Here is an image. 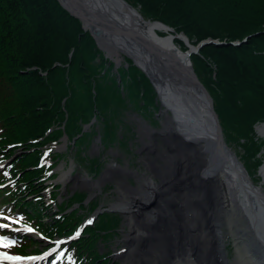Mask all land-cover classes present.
<instances>
[{
	"label": "trees",
	"instance_id": "16d2710c",
	"mask_svg": "<svg viewBox=\"0 0 264 264\" xmlns=\"http://www.w3.org/2000/svg\"><path fill=\"white\" fill-rule=\"evenodd\" d=\"M125 1L143 19L181 31L192 45L205 38L224 41L191 53V66L211 96L225 141L242 150L250 179L253 174L260 178L256 171L264 161V135L258 136L254 126L264 122V0ZM243 38L238 45L229 43ZM175 42L185 50L181 41ZM125 61L127 66L114 68L57 0H0V162L20 151L0 169V182H7L0 188V208H5L0 210L48 240L70 234L90 212L70 208L84 193L58 201L56 186L43 183L55 176L49 171L61 158L50 145L62 134L76 145L88 141L94 130L82 133V127L92 117L109 141L120 111L129 107L150 116L158 107L147 77L130 59ZM83 158L89 157L85 153ZM89 159L91 171L100 168L98 156ZM117 223L115 215L102 213L75 241L63 245L57 264H118L99 253L95 240L96 235L103 240L113 235ZM24 236L9 233L0 242L17 253L38 251L32 237Z\"/></svg>",
	"mask_w": 264,
	"mask_h": 264
},
{
	"label": "bare ground",
	"instance_id": "6f19581e",
	"mask_svg": "<svg viewBox=\"0 0 264 264\" xmlns=\"http://www.w3.org/2000/svg\"><path fill=\"white\" fill-rule=\"evenodd\" d=\"M77 2L80 4L78 9L72 6L71 8L75 13H80L86 18L82 23L84 27L91 29L98 46L103 47L109 57L116 62H119L120 54L114 49H118L124 55L130 56L135 60L136 64L150 77L155 85L158 98L161 100L162 106H164L162 113H166L169 110L173 115V117L171 115L170 117L164 116L161 120L162 128L158 130L160 132L150 129L143 122L139 125V137L151 136V139L144 142V144H150L153 148L158 149L156 153L158 157H156V160H163V164L161 165L154 163L153 175L150 178H137L135 182L136 186H131L126 179H122L120 176V172L122 175L125 174L121 168H112L110 166L93 183L88 182V179L80 175L70 179L77 186L81 185L89 189L91 184L102 185L107 176L111 179L118 178L119 181H116L118 196L109 205V208L118 209L126 218L124 224L126 227H129V232L125 235V238L132 237V239L122 249L124 250L122 254L125 260L127 262L131 260L129 264H137V259L144 261L143 264H148L146 258L150 253H154V257H157L158 261L155 264H159L160 260H164V254L166 255V248L168 247V249H172V252L168 255L170 258L172 255L174 256L173 259H170V261L173 260V264H176L175 259L179 261L183 257H191L199 264H237L235 259V263L227 262L223 250V229L221 227L223 217H220V213L225 212L226 207H231L236 210V216L238 218L236 217L237 222L233 233L232 230L230 231L232 233L230 237L233 240H237L239 234L240 236H245L248 246L246 244L242 250L248 261L251 264H264V191L262 190L264 184V166L260 168V177L263 180V184L254 186L245 177V172L237 165L231 153L223 154L219 151V148L216 152L217 147L213 144L214 140L208 137L209 134L215 135L216 129L205 105L197 99L196 90H190V87L195 88V86L192 82L193 80H190L191 74L186 72L188 63L185 55L173 50L167 36L157 37L156 35V31L163 30L167 32V29L159 23L138 19L133 16L129 8L118 5L115 0H77ZM130 24L137 28L143 40L148 43L146 54L137 45L115 37L121 31L128 29ZM151 55H153L152 58ZM182 65H184V68H182ZM181 71L186 73L184 77ZM173 128L175 130L178 128V131L179 129L184 130L189 135H192V143H194L195 150L189 155V159L194 158L195 151L198 156H201L199 165L202 164L207 167H205V171L203 170L201 172L203 176H200L197 173L198 171L193 173L190 168L188 170L189 173L184 170L182 162L186 163L183 159H185V153L188 154L191 148H186L187 146L179 141L175 143V140L169 134L174 133ZM155 133L163 140L162 144L165 145L163 147L164 149H160L162 144L158 145L155 142ZM166 134L170 136V139H173V141L168 142V145L164 141V137L167 136ZM172 146L177 148L178 154L171 153L173 151ZM33 149L36 150L37 148L33 147ZM169 152L171 155H169ZM18 155H20V151L16 152L15 157H11L6 162V165ZM214 156H216L215 160L213 159ZM173 165L178 167L174 168L172 167ZM4 166H0V169ZM115 169L120 172H112ZM207 172H210L209 176H207ZM68 174L64 176H68ZM174 176L178 179H173ZM201 177L205 180H202ZM129 178H133V176H129ZM156 179H160L161 181L158 188L146 185L147 182L151 184ZM169 181L171 183L176 182L181 186V190L175 192L178 196L176 200L178 203L177 209L168 210L158 205L155 208L153 207L143 212L139 205L151 199L153 196H157V191H163L164 195L168 194L165 189L170 191L167 187V182ZM6 185L7 182H0L1 189ZM187 200H197L198 206L187 207ZM201 202H204V209L200 208ZM185 207H187L186 210L184 209ZM1 208L5 209L4 207ZM135 210L136 213L133 212ZM177 211L181 212L182 215L177 232L181 234V237L182 235L185 237L183 246H181L180 241H176L174 244L170 240L173 232L176 233L174 229L176 228L175 225L178 224L175 222ZM132 214L137 216L138 220L135 221ZM41 216H45V214H41ZM78 217L76 214V218ZM163 217L167 220L174 221L173 224L166 225L163 228H155L152 231L150 222L155 219L162 221ZM168 226L171 227V230ZM134 227L143 230L145 233L152 232L159 234L161 241L158 239L154 248L148 246L142 248L139 240L133 238L140 236L136 234ZM9 233L13 235L18 234L16 231H10ZM21 234L23 233L21 232ZM42 235L41 240L43 239L45 241L43 237L48 239L44 233ZM28 237L30 236L26 235L22 238L28 239ZM32 239L35 241V245L39 247L38 240L33 237ZM51 257V255L39 259L29 257L25 264H57L59 257L55 258V262L50 261Z\"/></svg>",
	"mask_w": 264,
	"mask_h": 264
},
{
	"label": "rangeland",
	"instance_id": "374dc122",
	"mask_svg": "<svg viewBox=\"0 0 264 264\" xmlns=\"http://www.w3.org/2000/svg\"><path fill=\"white\" fill-rule=\"evenodd\" d=\"M135 9L137 10V8H135ZM76 18L79 20L78 17H76ZM144 20H147V19H144ZM158 33H162V34H158ZM170 33H173V30L169 31V32H165L162 30L160 32L156 31L157 37H166V35H169ZM177 33H181L180 38L183 37L182 40L178 39L179 41L182 42L183 46H185L186 43L190 44L187 37L181 31H179ZM90 36L93 38V36L91 34H90ZM93 40H94V38H93ZM175 40H177V38H172L171 43L174 47H176L178 49L179 45L175 42ZM95 45H96V43H95ZM96 47L99 49V51L102 53L103 56L105 55V57L107 59L112 61L114 68H116L120 65L127 66V63L125 61V57H127V55H124L118 49H114V50H117L118 53L120 54V60H119V62H116L109 57L108 53L105 51V49L103 47L100 46L101 47L100 48L97 45H96ZM180 50H182V49H180ZM128 57H130V56H128ZM133 61L135 62V60H133ZM189 62H190V64H192L190 58H189ZM191 68H192V66H191ZM149 83H150L152 90H153V93H154L152 103L154 105H155V103L158 105L157 109H154V111L151 112L150 116H148V114L145 110H141V109H139L137 111V110H133L132 108L127 107V109L124 110L123 112L120 111L119 120L116 122L119 126L114 129L115 132H113V135H111L109 138H107V139H110L109 141H107L105 138H102L101 129L99 131V128H98V126H100L101 128H102V126H101V124L98 125L97 123H95V121L93 122V119L95 117H92L90 122L87 123L84 126V128L82 129V133L91 132L92 130H94V132H92L90 134L88 141H83L81 144L76 145L75 139L72 138L69 140L64 134H62L58 138L59 140L57 141V145L55 146V150H54L55 152H58L59 154L61 153V158L59 159L57 164L52 168L53 173H55V177H48L46 180L43 181V183H45L48 186V188H51V186H53V185L56 186L53 188H56L55 190L58 191L57 198L59 199V201L63 198H65L67 200L69 198V196L72 194L74 195V196L72 195L73 197H77L78 193L79 194L84 193V197L81 201L77 200L76 202H74L70 205V208H73L82 214L85 213L86 210H88L90 208V210H89L90 212L87 214V216L83 220L79 221V223H78L79 226L83 222L95 221V223H96L98 217L102 213H108V214H112V215L116 216V218L118 219V223H117L116 228L113 229L114 230L113 235H110L105 240H103V237H101L100 235L97 236L95 233V235H96L95 240H96L97 245H98L99 253H104V254L107 253L108 257L110 259H112L113 262H116L118 264H124V263L129 264V263H131V260L128 262L125 260L124 255L122 254V253H124V250H122V249H124L126 247L125 244L130 243V240L132 239V237H129L127 239L125 238V235L129 232V227H126V225L124 224L126 218L122 215V213H120L118 211V209H112V208L110 209L109 208V205L111 203H113L117 199V196H118V191H117L118 186H117V182H116V181H119L118 178L115 177V178L111 179L109 176H107V177H105L106 180L102 183V185L91 184L89 186V189L84 188L81 185L77 186L73 181H70V179L72 177L80 175V176L88 179V182L93 183L94 181H97L100 178L102 172L106 168H108L110 166L112 168H115L112 166V162H116V167L121 168L122 172L125 174L127 173V174L122 175V173L120 171H117V169L113 170L112 172H115V171H116V173L120 172V174H121L120 176L122 177V179H126L127 182L129 183V185L136 186L135 182H136L137 178H140V177L150 178V176L153 175L152 171H153V168L155 167V164H159V165L163 164V160H161V159L156 160V157H158L156 155V153L158 152V149L153 148V146H151L150 144H144V142H147L148 140L151 139V136H149V137L146 136V137H142V138L139 137L140 136V134H139L140 123L143 122L146 125H148V127L150 129L153 128L152 130L158 131L162 128L161 120L164 118V116L170 117L169 112L162 113L163 107L161 106L162 105V103L160 102L161 100L158 98V95L156 94V90L154 89L151 82H149ZM140 94H141V91L138 93V95L140 96ZM158 103H161V105H159ZM160 111H162V112H160ZM124 125L126 127H124ZM220 129H221V127H220ZM151 131H149V132H151ZM254 131L256 132V130H254ZM158 132H160V131H158ZM221 133H222V136H223V139H224L226 146H228L230 151L235 155L237 160H239L242 164V161L240 159V152H242V150L239 148L238 145L231 144V142H229L227 140L225 141V137H224L222 129H221ZM169 134L171 136V133H169ZM257 135L260 137L263 136L264 135V129L261 131L260 134H257ZM152 136H154V135H152ZM170 136L167 135L164 137V141L167 145H168V142L173 141V139H170ZM154 140L158 145L162 144V141H163L156 133L154 136ZM172 143H174V142H172ZM163 147H165V145L162 144L160 149H164ZM172 150L173 151H171V153L174 152L173 154H178V150L176 147L172 146ZM16 151H18V149H16ZM181 151H183V150H181ZM85 153L87 154V157H89V158L98 156L101 160L100 168H98L97 170L91 171L90 167H91V164H92L91 162L93 159L83 158V155ZM44 154H45V152H44ZM169 155H171L170 152H169ZM9 157H7L5 159H8ZM183 160L186 161V163L182 162V166L184 167V170L188 171L190 168V165L187 162V160H185V159H183ZM260 165H259L260 166L259 172H258V169L256 171V175L259 174V176H260V171H261L260 168L263 167L264 164L262 165V163H261ZM172 167L176 168L178 166L173 165ZM71 168H72V170L70 171ZM195 168H196V166L194 167V169ZM51 170L49 171V173L52 172ZM69 171H70V173L68 174ZM49 173L47 172L48 175H50ZM188 173H189V171H188ZM65 174L66 175L68 174V176H64ZM113 175H115V174H113ZM129 176H133V178H129ZM251 177L253 178V181L251 179L250 180L254 186H260L261 184H263V180L262 179L260 180V178L256 179L254 174H253V176L251 175ZM176 178H177L176 176L173 177V179H175V180H176ZM153 182L151 184H149L147 182L146 185L147 186L151 185V186H155L158 188V185L161 183L160 179H156V181H153ZM167 183H166L167 187L170 189V191L166 190V189H165V191L168 194L164 195L163 191H157L158 192L157 196H155V197L153 196L151 199H149L146 202L139 205V207L142 208L143 212H145V210L148 211V210L152 209L153 207L155 208L158 205H161V206L167 208L168 210H176L177 209L176 207H177L178 203L176 202V200L178 199V196L175 192L181 190V186L178 185L176 182L171 183L169 181ZM96 187H98V188H96ZM197 187H201V186H197ZM262 190L264 191V184L262 186ZM44 197L46 198L45 194H44ZM92 202L95 203V205H93L94 206L93 209H91V206H92L91 203ZM201 203L202 204L200 205V208L204 209V202H201ZM188 206L197 207L198 206L197 200H190V201L187 200V207ZM187 207H185L184 209L186 210ZM132 210H133V208H132ZM129 212H128V214H130ZM133 212L136 213V210ZM0 215H1L0 216V223L3 224L2 226L11 224V222H10L11 218L9 217V215L4 213L3 211H0ZM138 215H140V214H138ZM236 215H237L236 210H234L231 207H229V208L226 207V211L220 213V217L221 218L223 217L222 218L223 220H221V227L223 229L222 230V232H223L222 238H223V244H224V249H223L224 254L226 256L227 262L228 261L234 262V259H235L237 264H251V262L248 261V259L246 258L245 254L242 250V248H244L246 246V244L248 246L247 238L245 236L244 237L240 236V234H239V238L237 237V240H233V238L230 237L231 234L233 233L235 227H236V222H237L236 219L238 218ZM132 216H133V219H135V221L138 220L137 216H134V214H132ZM233 218H235V219H233ZM181 220H182L181 212L177 211V215H175V222H177L178 224L175 225L176 228L174 229V230H176V233L173 232V234L170 236L171 239L170 238L169 239L172 240V242L174 244L176 243V241H180L181 246H183V244L185 242V237L183 235L181 237V234H178V232H177L178 225L180 224ZM173 222L174 221L167 220L165 217H163L162 221H158L156 219L152 220L150 222V224H151L150 227L152 228V231H153V230H155V228H163L166 225H172ZM91 224H92V222H91ZM168 228L171 230L170 226H168ZM134 229L136 230V234H138L140 236L139 237H133V238H136L139 240L140 246L142 248L147 247V246L154 248V246L157 244V240L159 239L161 241V237L159 234L152 233V232L145 233V232H143V230L136 229L135 227H134ZM19 230H24V228H20V229L15 230V231H19ZM231 230H232V233H230ZM225 232H227V233H225ZM136 234H134V235H136ZM169 239H168V241H169ZM37 243L42 245V244H45L47 242H44L42 239V241H37ZM188 247H190V245H188ZM166 251H167L166 255L164 254V260H160L159 264H173L172 263L173 260L170 261V259L171 258L173 259L174 256L172 255L170 258L168 255L169 253L172 252V249H168V247H167ZM241 256L243 259L241 258ZM146 259L148 260V264H155V262L158 263L157 257H154V253H150ZM175 262H176V264H199L196 261H194L191 257H183L182 259H179V261L177 259H175ZM143 263H144V261H140L137 259V264H143ZM263 263H264V261H263Z\"/></svg>",
	"mask_w": 264,
	"mask_h": 264
},
{
	"label": "water",
	"instance_id": "95a60500",
	"mask_svg": "<svg viewBox=\"0 0 264 264\" xmlns=\"http://www.w3.org/2000/svg\"><path fill=\"white\" fill-rule=\"evenodd\" d=\"M59 2V4L67 11L69 12V14L75 16V17H78L79 20L81 21V24H82V27L83 29H87L89 31V33L93 36L92 32H91V29L90 28H87V27H84L83 25V21L86 20L85 17H83L80 13L77 14L74 12V10H72L71 6L72 7H75L76 9H78V7L80 6V4H78L77 0H57ZM116 3L118 5H122L123 7H127L129 8V10H131V12L133 13V16L137 17L138 19H142V17L140 16L139 12L134 8L132 7L131 5H129L126 1L124 0H115ZM136 21V20H135ZM151 22H157L159 24H161L163 27H165L168 31H172V29L170 27H168L167 25H164L163 23L161 22H158V21H151ZM121 30V29H120ZM115 36V35H114ZM167 38L169 39V44L170 46L173 48L174 51H177L178 53L180 54H184L186 59H187V63H188V67L187 68V73L191 74V77H190V80L193 82L195 88L193 87H190V90L192 89H195L196 90V97L197 99H199L206 107L207 109V112L209 114V116L211 117V120L212 122L214 123V126H215V129H216V134L215 135H208L209 138H212L214 140V145L217 147L216 149V152L218 151V148H219V151H221V153H228V154H232L235 162L237 163V165L245 172V177L248 178L250 180V178L248 177L246 171L244 170V167L243 165L241 164V162L239 160H237V158L235 157V155L230 152V149L228 148V146H226L225 142H224V139H223V136H222V133H221V129H220V125L218 123V119H217V116L213 110V107H212V100H211V97L209 96V94L207 93V91L205 90V88L203 87V85L200 83V81L197 79L196 75L194 74L192 68H191V64L189 62V54L191 53H196L197 50L204 44H215V45H219V44H225L224 41H218L216 39H211V38H205L203 40H200L196 45H191V44H188V43H184L185 46H186V49L185 50H180L179 48L177 49L176 47H174L171 43V39L172 38H177V39H180L182 40V38H180L181 36V33H177V34H169V35H166ZM115 37H118V38H121L123 40H126L132 44H135L137 45L140 50H142V52H144L146 54V51L148 49V43L143 40L142 38V35L139 33V31H137V28L135 26H133L132 24L129 25L128 29L124 30V31H121L120 33H118ZM246 38H243L241 41H232V42H229L230 44L232 45H238L240 42L242 41H245ZM186 40V39H185ZM98 46V44H96ZM147 56V55H146ZM153 55H151V58H152ZM132 63H134V61L132 60ZM135 64V63H134ZM182 68H184V65H182ZM142 70V69H141ZM142 72L144 73V75L149 79V81L151 82V84L153 85L154 89H156L155 85L153 84L152 80L150 79V77L142 70ZM183 77L186 75V73H184L183 71H181ZM192 78V79H191ZM156 94L158 95V93L156 92ZM169 111V110H168ZM170 115L173 117L172 115V112L169 111ZM178 129V128H177ZM175 130L173 128V136L176 138L175 139V143H178L181 142L183 143L184 145H186L187 147L186 148H191L189 149L190 151L187 153H185V160H187V162L189 163L190 165V169L192 170V172L194 173L195 171H198L197 173L200 175V176H203V174L201 173L203 170L205 171V169L207 168L206 166L200 164V158L201 156H198L196 154V151L194 152V158H190L189 159V155L192 154V151L195 150V146H194V143H192V135H189L186 131L184 130ZM264 129V123H260V125L256 126L255 127V130L256 131H260V130H263ZM175 147V146H174ZM187 155V157H186ZM14 155H12V157H14ZM215 157L214 156V160H215ZM188 158V159H186ZM220 161V160H219ZM221 162V161H220ZM199 165V166H198ZM196 166V168L194 169V167ZM206 167V168H205ZM210 172H207V176H209ZM202 178V177H201ZM262 179V178H261ZM202 180H205L204 178H202ZM250 183L252 184L251 180H250ZM95 214V213H94Z\"/></svg>",
	"mask_w": 264,
	"mask_h": 264
}]
</instances>
